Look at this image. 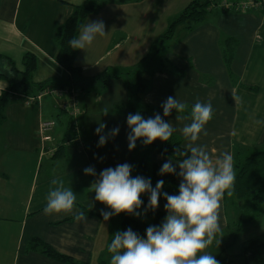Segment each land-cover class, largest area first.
<instances>
[{
	"label": "crops",
	"instance_id": "0c3cea01",
	"mask_svg": "<svg viewBox=\"0 0 264 264\" xmlns=\"http://www.w3.org/2000/svg\"><path fill=\"white\" fill-rule=\"evenodd\" d=\"M85 1L0 0V56L8 59L17 71H22L23 56L33 54L36 70L31 81L35 85L67 81L68 74L55 60L57 46L54 35L57 27L70 17L73 8ZM192 1L111 2L86 17L83 25L88 21L102 20L106 35H97L91 45L77 50L74 61L85 83L84 89L79 91L82 113L75 121L83 151L67 144L61 156L52 157L44 153V149L57 146L64 139H73V126H69L68 118L59 113L53 97H41L27 106L26 98H23L26 94L10 95L5 107V120L0 126V264H68L40 251L28 250L27 244L34 238L76 264H98L99 259L105 256L109 225L117 215L107 221L103 219L101 211L111 209L95 200L91 185L106 168L124 163L132 165V151L128 149L127 139L131 131L127 124L129 113L123 109L116 110L123 107L128 96L122 80H109L106 90L99 96L89 81L107 69H128L137 65L151 44L165 32L168 23ZM228 39L235 44L229 68L223 62V42ZM166 58L183 73L180 76L155 74L149 91L140 99L142 107L158 108L169 96L185 103L188 106L186 110L190 112L197 99L202 103L210 102L214 115L205 126L207 135L201 134L197 143L206 146L213 158L222 152H229L234 157L237 149L247 152L264 150V124L255 123L264 121L262 12H225L218 7L208 9L201 24L186 23L176 29L168 44ZM4 66L5 63L0 61V71L5 70ZM6 88L7 82L0 79V93ZM157 113L177 129L172 136L180 137L185 149L187 141L178 129L191 121L177 120L176 117L189 115L171 113L164 117L163 111L156 110L150 117L154 118ZM45 121L55 122V127L50 134L52 140L41 146L36 133L39 124ZM101 123L106 128L100 135L107 136L112 129L119 127V133L109 137L102 147L98 146L100 135L96 134ZM163 143L157 139L152 144ZM169 159L155 152L149 155L150 162L160 168ZM172 162L178 173L179 161ZM43 163L45 167L41 173ZM90 166L94 167L95 176L84 173V169ZM55 178L63 179L65 187L76 193L74 208L85 210L87 219L77 221L72 214L44 213L46 196ZM175 179L179 186L181 178L175 175ZM166 203L159 200L157 208L165 215ZM261 212L259 217L264 216V210ZM135 218L145 219V215L141 211V215ZM262 222L258 218L252 223L261 225ZM220 226L217 237L224 236L226 246L232 240L226 237L230 227L223 199ZM217 237L205 251L214 255L220 264H243L240 254L244 245L251 240L264 242V237L257 234L243 243L239 254L229 256L224 253L220 242L218 245Z\"/></svg>",
	"mask_w": 264,
	"mask_h": 264
},
{
	"label": "clouds",
	"instance_id": "9594fccd",
	"mask_svg": "<svg viewBox=\"0 0 264 264\" xmlns=\"http://www.w3.org/2000/svg\"><path fill=\"white\" fill-rule=\"evenodd\" d=\"M97 35H106L104 22L88 21L81 26L79 36L69 41V45L73 50H84ZM4 68L9 71L7 64ZM9 75H12L10 71ZM161 107L163 116L168 117L173 110L184 113L188 106L169 96ZM213 115L212 104L202 103L199 99L192 106L189 116L177 115V120L191 121L178 129L187 141L185 151L179 153L185 158L177 162L178 173L169 159L162 165L159 175H178L181 178L179 194L163 193L167 201L164 206L167 215L159 226H149L146 229V237L139 236L131 228L117 231L113 235L108 247V252L112 254L110 264H219L215 256L205 250L213 244L217 233L221 231V201L225 193L233 195L235 173L231 153L222 152L213 158L206 146L197 143L201 134L207 135L205 126ZM255 123L264 124V121ZM127 124L131 130L127 135L129 151L135 149L138 140H142L144 145H151L157 139L167 142L174 131H177L172 123L166 122L158 113L154 118L147 119L139 112L129 113ZM105 128L106 125L101 123L96 134L100 135ZM118 133L119 127H116L107 136L100 135L98 146H104L109 137H115ZM132 171L133 166L128 163L106 168L91 185L95 200L111 209L101 211L105 221L121 213L141 215L137 210L143 205L141 197L145 193L149 194L145 211H155L158 208L164 181H157L153 187L150 178L139 175L133 177ZM84 173L96 175L91 166L85 168ZM51 185L43 210L46 215L63 213L74 215L77 221L87 219L83 212L74 208L76 193L72 188L65 187L63 179L55 178ZM219 242L220 239L218 245Z\"/></svg>",
	"mask_w": 264,
	"mask_h": 264
},
{
	"label": "trees",
	"instance_id": "16d2710c",
	"mask_svg": "<svg viewBox=\"0 0 264 264\" xmlns=\"http://www.w3.org/2000/svg\"><path fill=\"white\" fill-rule=\"evenodd\" d=\"M141 1L143 0H86L84 4L73 8L70 17L61 26L57 27L54 35V41L57 46L55 60L69 76L65 82L33 84L31 79L36 70V59L33 54H25L23 56L22 71H17L8 59L0 56V61L7 64L9 66V71L12 73V75H9V71H0V79L7 82V88L0 93V126L5 120V107L12 94L24 93L30 95L31 93H39L54 87H73L77 88L79 91L80 89H84L85 83L81 78L80 69L74 65L77 50H73L70 47L69 41L74 37H78L86 17L95 13L104 4L111 2L137 3ZM214 1L216 0H193L181 14L168 23L165 32L151 44L147 54L134 67L128 69H107L97 78L90 80L89 84L96 87L97 96L106 90L109 80H122L125 84L128 98L123 107L119 106L116 110L120 111L123 109L125 113L132 114L139 112L145 119L150 118V114L153 111H163L161 106L158 108L142 107L140 105V99L149 91L151 80L155 74L173 73L179 76L182 75L183 72L177 70L166 58L168 44L172 40L178 27L186 23L198 25L204 22L208 8ZM224 11L243 12L233 10ZM189 30L190 28H187V31ZM223 44V62L225 66L229 68L233 59V46L235 44L230 39L224 41ZM59 113L62 115L61 112ZM172 113L190 115V111L188 110H185L184 113H176V111L173 110ZM70 124L71 121H69V126ZM68 142L69 141L64 139L57 146H53L55 152L52 154V157L61 156L65 148L68 147ZM183 151H185V149L182 147V139L176 136H171L169 141L157 146L153 144L144 145L142 140H138L135 149L132 150L131 157L133 177L139 175L146 179L150 178L153 187H155L157 181L163 180L164 187L159 200L167 202L163 197V193L166 192L169 195L179 194V186L176 182L175 175H159L161 168L150 162L149 155L151 152H155L172 160L181 161L185 157L181 156L179 153ZM233 169L235 173L233 195L228 196L227 193H225L223 198L226 218H228L227 210L230 209L232 205L237 206L239 209L242 207L247 208L251 212L256 209V212L248 218H243L245 212L241 213L238 220L229 226L230 233L228 237L232 241L237 239L246 224L256 222L262 213L260 209L258 210L257 208L264 205V150L247 152L237 149L233 157ZM141 199L143 200V205L140 210L144 213L145 219H137L133 215L126 213H121L114 217L109 225L105 256L99 259L98 264H110L112 254L108 252V247L113 239V235L117 231H126L131 228L139 236L146 237V229L149 226H159L163 222L166 217L163 212L157 209L155 211L150 209L145 211L149 201V194H143ZM81 212L85 215L88 214L83 209ZM27 249L30 251H40L48 257L68 264H76L71 259L58 254L47 244L36 238L29 241ZM240 257L242 258L243 264H264V242L259 240L249 241L243 247Z\"/></svg>",
	"mask_w": 264,
	"mask_h": 264
},
{
	"label": "built area",
	"instance_id": "2783aa9c",
	"mask_svg": "<svg viewBox=\"0 0 264 264\" xmlns=\"http://www.w3.org/2000/svg\"><path fill=\"white\" fill-rule=\"evenodd\" d=\"M214 7H218L223 10H233V11H260L264 13V0H216L210 4L208 9H213ZM80 92L77 88L73 87H54L50 89L43 90L39 93H31L30 95H26L23 98H26V105L31 106L36 101H38L41 97L50 96L53 97L57 102L58 110L65 115L69 121H71V125L74 127L75 137L71 139L68 144L72 145L74 149L77 151H83L84 145L82 144L81 139L79 138V132L76 127V119L82 113L80 108L79 98ZM55 127V122L53 121H45L39 124L37 130V138L43 146L44 144L50 142L52 139L50 134ZM55 152V148L52 147L50 149H44V153H48L52 155Z\"/></svg>",
	"mask_w": 264,
	"mask_h": 264
},
{
	"label": "rangeland",
	"instance_id": "374dc122",
	"mask_svg": "<svg viewBox=\"0 0 264 264\" xmlns=\"http://www.w3.org/2000/svg\"><path fill=\"white\" fill-rule=\"evenodd\" d=\"M44 164L45 163H43L41 166V173L44 171V167H45ZM243 208L244 207L239 209L237 206L232 205L230 209L227 210V216H228L227 220H228L229 226L232 225L233 222L238 220V217L241 213L245 212L244 213L245 216L243 218H248L251 215L255 214L254 212H256V209L251 212L247 208H244V209ZM257 209L258 210L260 209V211L264 210V205L259 206ZM139 212L141 213V210H139ZM134 216L137 217L136 215ZM259 218L261 221H264V216H261ZM257 234H260L261 237H264V222H262L261 225H258L256 223L249 224L247 227L243 229L239 239L237 238L238 240L236 239L234 243L230 241L229 244H226V246H224V241H223L225 240L224 236L219 235V237L217 238L218 240L220 239V246H222L224 253H227L230 256V255L239 254L241 251V247L244 245L243 243H246L248 239L254 238Z\"/></svg>",
	"mask_w": 264,
	"mask_h": 264
}]
</instances>
